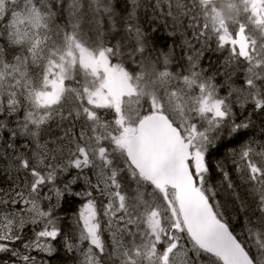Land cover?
<instances>
[{"label": "snow or ice", "instance_id": "1", "mask_svg": "<svg viewBox=\"0 0 264 264\" xmlns=\"http://www.w3.org/2000/svg\"><path fill=\"white\" fill-rule=\"evenodd\" d=\"M0 264H264V0H0Z\"/></svg>", "mask_w": 264, "mask_h": 264}, {"label": "bare ground", "instance_id": "2", "mask_svg": "<svg viewBox=\"0 0 264 264\" xmlns=\"http://www.w3.org/2000/svg\"><path fill=\"white\" fill-rule=\"evenodd\" d=\"M77 206H78V204H77V205H75L74 207L78 208Z\"/></svg>", "mask_w": 264, "mask_h": 264}, {"label": "trees", "instance_id": "3", "mask_svg": "<svg viewBox=\"0 0 264 264\" xmlns=\"http://www.w3.org/2000/svg\"><path fill=\"white\" fill-rule=\"evenodd\" d=\"M77 207H79V205Z\"/></svg>", "mask_w": 264, "mask_h": 264}]
</instances>
